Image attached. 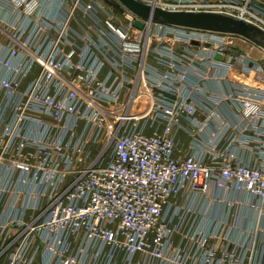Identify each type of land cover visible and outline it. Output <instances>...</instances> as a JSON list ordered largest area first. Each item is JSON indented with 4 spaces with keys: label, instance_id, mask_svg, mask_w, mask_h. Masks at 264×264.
<instances>
[{
    "label": "built area",
    "instance_id": "obj_1",
    "mask_svg": "<svg viewBox=\"0 0 264 264\" xmlns=\"http://www.w3.org/2000/svg\"><path fill=\"white\" fill-rule=\"evenodd\" d=\"M137 1L264 33V0ZM136 19L104 0H0V264H264L249 218H264V91L228 77L264 86V64L240 36ZM141 90V124L105 151L104 112Z\"/></svg>",
    "mask_w": 264,
    "mask_h": 264
},
{
    "label": "water",
    "instance_id": "obj_2",
    "mask_svg": "<svg viewBox=\"0 0 264 264\" xmlns=\"http://www.w3.org/2000/svg\"><path fill=\"white\" fill-rule=\"evenodd\" d=\"M104 1L116 12H122L123 9H126L132 13L137 18L133 25L138 30H143L144 22H146L147 24L156 23L173 27L226 33L240 36L264 50V46L255 39V35L264 36V33L242 21L212 13L173 12L156 6H149L137 0Z\"/></svg>",
    "mask_w": 264,
    "mask_h": 264
},
{
    "label": "crops",
    "instance_id": "obj_3",
    "mask_svg": "<svg viewBox=\"0 0 264 264\" xmlns=\"http://www.w3.org/2000/svg\"><path fill=\"white\" fill-rule=\"evenodd\" d=\"M80 15V14H78ZM103 17V15H101ZM78 18H80V16H78ZM72 24H76L77 28L80 27V25L78 24H84L82 21L77 20L75 22H73ZM2 27L1 23H0V28ZM81 29V27L79 28ZM249 42H237L236 46L238 47L239 50L244 51L246 53L249 54L250 57L254 58L251 55V48L249 47ZM256 59V58H254ZM257 60V59H256ZM229 80L231 81H238V82H243V83H249L250 85H252L255 89L264 91V86H261L260 84H258L256 81L253 80L252 76H243L242 74H240V72L236 69H233L230 73H229ZM203 88L205 91L211 90V89H215L217 92L220 90H224L226 85L221 82L220 84H209V83H203L202 84ZM219 113L222 117L223 121H227L230 123H235L236 119L233 116L231 109L227 106V105H223L220 107ZM200 120L203 119V117H198ZM212 132L211 128H208L206 133L207 135L210 134ZM189 144H190V138L188 137V135L183 132V131H179L176 136H175V151H174V158L176 159H184L189 153H190V149H189ZM227 143H223L221 145V148L224 149L226 148ZM244 157L246 159V161L248 162H255L257 161V156L253 153H246L244 154ZM178 203L181 205H189L191 208H197L200 203H201V196L199 194H190V193H183L178 199H177ZM34 212H29V216L33 215ZM249 218L252 219V221H257V223H259L260 226H262L264 228V218L263 219H259V214L256 211H251L249 213Z\"/></svg>",
    "mask_w": 264,
    "mask_h": 264
},
{
    "label": "rangeland",
    "instance_id": "obj_4",
    "mask_svg": "<svg viewBox=\"0 0 264 264\" xmlns=\"http://www.w3.org/2000/svg\"><path fill=\"white\" fill-rule=\"evenodd\" d=\"M122 24L124 21L119 19ZM143 34L135 33L140 38L143 37ZM255 39L264 46V36L255 35ZM240 41H235V44ZM251 48V55L264 64V50L256 47L255 45L248 43ZM135 93L131 95H127L125 99H123L120 103L116 104L113 108L108 107L107 112H104L107 127L103 136V146L104 150L107 151L110 147V140L108 139V135L110 131H126L133 124L140 125L142 121L144 106L146 103V95L144 91H137L136 99L133 103V96Z\"/></svg>",
    "mask_w": 264,
    "mask_h": 264
}]
</instances>
